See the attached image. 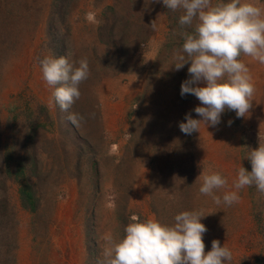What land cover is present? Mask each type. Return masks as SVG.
I'll use <instances>...</instances> for the list:
<instances>
[{
	"label": "rangeland",
	"instance_id": "374dc122",
	"mask_svg": "<svg viewBox=\"0 0 264 264\" xmlns=\"http://www.w3.org/2000/svg\"><path fill=\"white\" fill-rule=\"evenodd\" d=\"M255 57L264 0H0V264H264Z\"/></svg>",
	"mask_w": 264,
	"mask_h": 264
},
{
	"label": "bare ground",
	"instance_id": "6f19581e",
	"mask_svg": "<svg viewBox=\"0 0 264 264\" xmlns=\"http://www.w3.org/2000/svg\"><path fill=\"white\" fill-rule=\"evenodd\" d=\"M256 61V62H255ZM255 63L256 64H258V65H262V63L261 64H259V62H261V61H259V58H257V57H255ZM258 62V63H257ZM261 84L263 85L264 84V82H257V85L256 84H253V82H249L248 83V85H249V90H250V92H251V94H260L259 93V90H260V86H261ZM256 96V95H255ZM131 262V261H130Z\"/></svg>",
	"mask_w": 264,
	"mask_h": 264
},
{
	"label": "trees",
	"instance_id": "16d2710c",
	"mask_svg": "<svg viewBox=\"0 0 264 264\" xmlns=\"http://www.w3.org/2000/svg\"><path fill=\"white\" fill-rule=\"evenodd\" d=\"M22 192L25 193V194L27 193L25 189H23Z\"/></svg>",
	"mask_w": 264,
	"mask_h": 264
},
{
	"label": "crops",
	"instance_id": "0c3cea01",
	"mask_svg": "<svg viewBox=\"0 0 264 264\" xmlns=\"http://www.w3.org/2000/svg\"><path fill=\"white\" fill-rule=\"evenodd\" d=\"M262 65H264V63L262 64ZM263 68H264V66H263ZM257 69H258V67H257ZM264 71V70H263ZM263 82H264V80H263ZM249 83V82H248ZM248 85V84H247Z\"/></svg>",
	"mask_w": 264,
	"mask_h": 264
}]
</instances>
